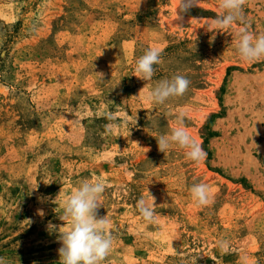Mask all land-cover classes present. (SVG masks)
I'll use <instances>...</instances> for the list:
<instances>
[{
    "label": "rangeland",
    "instance_id": "rangeland-1",
    "mask_svg": "<svg viewBox=\"0 0 264 264\" xmlns=\"http://www.w3.org/2000/svg\"><path fill=\"white\" fill-rule=\"evenodd\" d=\"M178 3L0 0L4 264H59L58 232L47 225L63 226L64 200L97 178L106 185L98 213L114 236L104 264H264V60L238 56L228 33L242 25L207 27L219 0L187 13ZM244 12L248 30L264 33V0H248ZM150 47L162 50L161 63L143 81L135 62ZM176 74L190 81L183 96L147 100ZM181 111L207 154L199 163L175 146L158 150L155 138ZM196 183L213 203L196 205ZM149 193L153 223L136 208L141 198L151 204Z\"/></svg>",
    "mask_w": 264,
    "mask_h": 264
},
{
    "label": "clouds",
    "instance_id": "clouds-1",
    "mask_svg": "<svg viewBox=\"0 0 264 264\" xmlns=\"http://www.w3.org/2000/svg\"><path fill=\"white\" fill-rule=\"evenodd\" d=\"M248 0H219V13L210 19L208 28L215 32L224 33L223 30L233 29V25H242L229 32L235 39V50L243 61L264 60V33H253L248 30V21L245 17L244 7ZM199 6V0H179L177 9L187 13L192 7ZM162 50L148 48L135 62V76L143 81L151 80L156 72L155 65L161 63ZM102 75V74H100ZM190 85L186 76L176 74L170 79L158 81L147 93V100L157 105H164L171 98L183 96ZM110 117V113L107 114ZM186 113L181 111L177 115V126L169 134H161L155 138L158 150L162 153L171 148L178 147L190 161L199 163L206 157L202 144L198 143L184 126ZM111 132L113 125L105 126ZM105 181L97 178L94 182L82 181L63 202L62 215L59 219L68 225L56 226L49 222L47 230L58 232L59 264H104L110 255L114 236L110 228V220L99 216L98 210L102 207L101 197L105 191ZM37 185L32 190H35ZM192 199L197 206H208L213 203L212 191L206 183H196L189 189ZM151 204L144 198L136 203L141 217L149 222H155L154 197ZM41 199V198H38ZM55 203V201H54ZM221 251L229 247L227 240L217 242ZM0 264H4L0 259Z\"/></svg>",
    "mask_w": 264,
    "mask_h": 264
}]
</instances>
